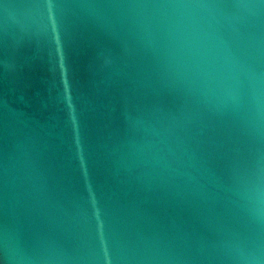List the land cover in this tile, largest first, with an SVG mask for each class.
I'll use <instances>...</instances> for the list:
<instances>
[{
	"label": "water",
	"instance_id": "1",
	"mask_svg": "<svg viewBox=\"0 0 264 264\" xmlns=\"http://www.w3.org/2000/svg\"><path fill=\"white\" fill-rule=\"evenodd\" d=\"M0 264H264V0H0Z\"/></svg>",
	"mask_w": 264,
	"mask_h": 264
}]
</instances>
